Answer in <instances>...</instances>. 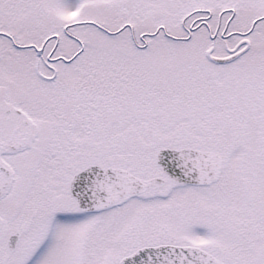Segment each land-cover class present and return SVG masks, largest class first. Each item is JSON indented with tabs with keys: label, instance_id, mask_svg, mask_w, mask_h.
I'll use <instances>...</instances> for the list:
<instances>
[{
	"label": "snow or ice",
	"instance_id": "snow-or-ice-1",
	"mask_svg": "<svg viewBox=\"0 0 264 264\" xmlns=\"http://www.w3.org/2000/svg\"><path fill=\"white\" fill-rule=\"evenodd\" d=\"M0 264H264V0H0Z\"/></svg>",
	"mask_w": 264,
	"mask_h": 264
}]
</instances>
